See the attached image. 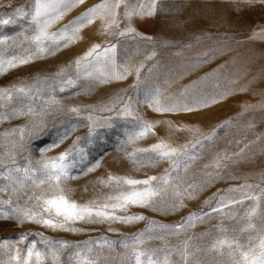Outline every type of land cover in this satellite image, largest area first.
Returning <instances> with one entry per match:
<instances>
[{"label": "rangeland", "instance_id": "obj_1", "mask_svg": "<svg viewBox=\"0 0 264 264\" xmlns=\"http://www.w3.org/2000/svg\"><path fill=\"white\" fill-rule=\"evenodd\" d=\"M33 5L0 0V264L257 257L264 0H65L40 43Z\"/></svg>", "mask_w": 264, "mask_h": 264}, {"label": "snow or ice", "instance_id": "obj_2", "mask_svg": "<svg viewBox=\"0 0 264 264\" xmlns=\"http://www.w3.org/2000/svg\"><path fill=\"white\" fill-rule=\"evenodd\" d=\"M78 2H83V0H78ZM65 6V0H34L33 9L30 13H26L23 10H18L20 17L23 18H30V21L32 24L36 26V29L38 30V34L34 36V40L37 43H40L44 38L48 37V33L46 31L48 25L52 22L53 19H57L60 16L63 15V12L61 9ZM116 7H119V3L116 4ZM100 8H107V4H101L97 5L96 7L89 10L88 13L85 14V16L81 17V20L88 19L89 22L91 19L97 14V9ZM3 23H8V21H3ZM43 51V49H41ZM92 51H95L93 49ZM92 52H89L88 55H91ZM3 71H6L7 69H0ZM162 110V109H157ZM169 153L165 152L163 155H168ZM60 161H63L66 159V156H62L59 158ZM46 167H48L46 165ZM50 167L54 170H56V175L53 177L56 180H59L60 173H63L65 171V167L62 163L57 164L53 163L50 165ZM128 183H139L138 181H128ZM143 183H148V181H144ZM148 193H133L131 196L126 197L127 200L136 203V202H143V197L147 195ZM46 203L52 207L55 208L57 214H63L65 216V219H84L85 215H91L92 210L88 208L79 209L77 210V206L74 204H69L67 200H65L62 196L55 199V200H49L46 201ZM97 216H106L107 213L104 212H96ZM26 218L31 219L32 217L25 214ZM45 224H48L52 227H63V224H53L51 220L43 221ZM221 245H223L225 242L221 241L219 242ZM231 247V245H228ZM262 251L257 257L252 258L249 260V256L247 253H241L243 259L248 262V264H264V241L261 242L260 245ZM31 255V254H30Z\"/></svg>", "mask_w": 264, "mask_h": 264}]
</instances>
